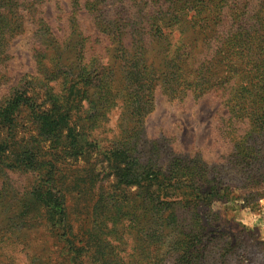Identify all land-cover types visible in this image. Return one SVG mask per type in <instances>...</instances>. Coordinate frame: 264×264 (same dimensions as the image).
Returning a JSON list of instances; mask_svg holds the SVG:
<instances>
[{"label": "trees", "instance_id": "trees-1", "mask_svg": "<svg viewBox=\"0 0 264 264\" xmlns=\"http://www.w3.org/2000/svg\"><path fill=\"white\" fill-rule=\"evenodd\" d=\"M79 1L93 15L96 29L109 39V60L86 61L85 40L76 26L71 36L79 41L70 46L59 43L44 24L40 31L52 37L46 49L53 55L41 53L48 57L47 63L39 62L41 78L33 77L0 99V166L38 173L18 208L19 216L16 213L13 218L19 224L30 217L46 219L45 227L50 228L45 229L46 236L59 235L64 243L67 256L62 264H82L79 259L87 249L69 221L63 193L66 177L60 176L58 160L45 145L50 142L52 148V143L57 146L63 140L71 157H83L96 142L90 140L93 129L102 126L107 107L120 106L122 100L128 120L144 117L158 88L169 98L178 93L180 97L174 98L179 99L189 90L198 97L213 92L228 108L220 119L219 134L229 138L231 149L220 163L175 155L164 170L144 165L131 141L117 139L108 145L115 181L138 187L130 208L143 211L141 203L158 202L164 211L158 219L164 229L179 221L176 205H183L184 199L172 198L181 192L184 197L218 198L222 184L258 189L264 185V0ZM137 96L144 103L135 109ZM30 125L36 135L28 140L21 132ZM87 169L82 172L93 171ZM93 179L85 175L82 180L91 184ZM143 188L151 196L141 198ZM129 206L94 200L92 222L100 217L107 220ZM105 224L101 221L102 227ZM27 230L9 229L24 248L28 247ZM82 236L87 239L85 233ZM102 244V239L95 244L96 254H105ZM53 254L35 256L37 263L44 264L41 258ZM50 260L48 264H57ZM2 262L15 264L13 255Z\"/></svg>", "mask_w": 264, "mask_h": 264}, {"label": "rangeland", "instance_id": "rangeland-1", "mask_svg": "<svg viewBox=\"0 0 264 264\" xmlns=\"http://www.w3.org/2000/svg\"><path fill=\"white\" fill-rule=\"evenodd\" d=\"M8 1L0 0V99L40 75L39 62L47 63L48 58L41 57V53L53 55L46 49L52 37L40 31L44 24L49 26L59 43H72L70 46L79 41L71 36L72 26H76L85 40L86 61L93 59L106 63L109 60L110 41L96 29L93 15L83 1L18 0L16 4ZM172 95L173 98H169L158 88L153 103L146 106L148 110L144 117L130 116V120L121 108L124 100L120 106L107 107L109 113L101 122L102 126L93 129L90 140L96 142L83 157H71L63 140L57 146L52 143V148L50 142L45 145L49 154L58 160L60 176L66 177L63 193L69 221L87 249L79 262L264 264V185L258 189L251 185L232 187L222 184L218 198L184 197L181 192L172 198L176 201L184 199L183 205H176L179 221L176 226L164 229L158 220L164 213L158 202L141 203L143 211L131 209L135 203L130 199L137 196L138 187H127L115 181V170L110 167L107 157L108 145L117 139L131 141L144 165L164 170L175 155L196 157L209 163L223 162L228 156L231 142L225 134H219L220 119L228 112L221 98L213 92L198 97L191 90L181 99L174 98L178 95L176 92ZM138 96L133 101L135 109L144 103ZM23 133L30 140L36 135V128L27 126ZM86 168L93 171L82 172ZM85 175L93 177V183L86 184L82 180ZM37 180L38 173L0 166V264L3 260L8 261L11 255L15 264H39L36 257L48 251L54 254L41 258L44 264H48L49 259L52 263L62 264L67 256L59 235L46 236L45 229H50L45 227L46 219L30 217L26 221L20 220L19 224L13 218L16 213L19 216L18 208ZM147 195L151 196L150 190L143 188L141 198ZM98 199L129 203L130 206L113 212L107 220L100 217L94 223L90 208ZM101 221L106 227L101 226ZM96 226L99 228L95 229ZM9 229H29L25 233L28 247L16 242L12 237L14 232ZM101 239L104 255L96 254L95 244Z\"/></svg>", "mask_w": 264, "mask_h": 264}]
</instances>
